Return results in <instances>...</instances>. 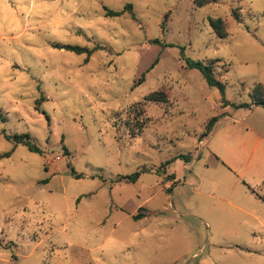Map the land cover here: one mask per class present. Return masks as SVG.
Returning <instances> with one entry per match:
<instances>
[{
	"label": "rangeland",
	"instance_id": "374dc122",
	"mask_svg": "<svg viewBox=\"0 0 264 264\" xmlns=\"http://www.w3.org/2000/svg\"><path fill=\"white\" fill-rule=\"evenodd\" d=\"M127 2L135 18L105 13ZM213 58L223 93L187 64ZM255 81L264 0H0V264H264ZM157 88L167 101L143 100Z\"/></svg>",
	"mask_w": 264,
	"mask_h": 264
},
{
	"label": "trees",
	"instance_id": "16d2710c",
	"mask_svg": "<svg viewBox=\"0 0 264 264\" xmlns=\"http://www.w3.org/2000/svg\"><path fill=\"white\" fill-rule=\"evenodd\" d=\"M215 1H217V0H193L195 5H203V4H206L209 2H215ZM123 11H128L132 17H134V18L136 17L130 2H127L123 6V8L118 9V10H114L111 8H105V13L108 15L120 14ZM167 15H168V12L165 13V17H167ZM232 15L234 16V18L236 20L240 19V16H239V13H238V10L236 7L232 9ZM208 22L211 25L213 31L218 36H221V37L227 36V34H228L227 25L228 24H227V21L222 16L208 15ZM55 45H57L59 47H65L67 49H71V50H74L76 52L89 50L87 47L77 45V44L55 43ZM97 46H99V45H97ZM217 59L218 58H213V60H211L209 62L202 61L199 59L198 60H187V64L189 67L198 68L200 70L201 74L203 75V77L205 78L206 82L210 85L217 86L220 89V91L223 93L225 86H226V82L223 81L222 79L218 78L215 75L214 65L212 63V61L217 60ZM141 79H143V75H141L139 77V80H141ZM249 95H250L252 103L264 105V83L262 81H255L249 90ZM143 100L144 101H167L168 100V92L164 88H157V89L151 90L148 93L144 94ZM143 109L144 108L142 106H139L137 109H135L136 118H135L133 123L128 124L129 133L132 136L137 135L146 123L145 118H141V116H139L143 112ZM216 118H217L216 115H212L209 118H207V120L204 122V128L201 132V135H203V134L207 133L209 130H211L212 124L214 123ZM5 136L11 138L15 143L22 142V143L26 144L27 147L31 150H35V151L40 150V148L34 142L31 141L30 135L27 132L5 133ZM190 156H191L190 153H178L174 157H181L184 161H189ZM170 160H171V158L167 161H170ZM141 170L142 171L149 170V167H147L146 165H143L140 169H137L131 173L117 175L114 178V180H116V181H118V180L135 181L138 178ZM168 187H171V186H168ZM141 207H143V206H139L137 212L132 214V216L134 218H138V217H141L143 215H146V213L148 214L147 209L145 207H143L144 210H146V211L142 212L140 210Z\"/></svg>",
	"mask_w": 264,
	"mask_h": 264
},
{
	"label": "crops",
	"instance_id": "0c3cea01",
	"mask_svg": "<svg viewBox=\"0 0 264 264\" xmlns=\"http://www.w3.org/2000/svg\"><path fill=\"white\" fill-rule=\"evenodd\" d=\"M186 162H189V161H186ZM167 183L169 184V183H172V182H170V180H167ZM170 186H171V184H169ZM168 185V186H169ZM148 211V210H147ZM147 214V213H146Z\"/></svg>",
	"mask_w": 264,
	"mask_h": 264
}]
</instances>
